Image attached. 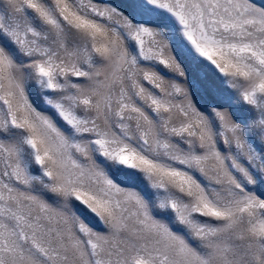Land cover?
Listing matches in <instances>:
<instances>
[{
  "label": "snow or ice",
  "instance_id": "1",
  "mask_svg": "<svg viewBox=\"0 0 264 264\" xmlns=\"http://www.w3.org/2000/svg\"><path fill=\"white\" fill-rule=\"evenodd\" d=\"M0 264H264V0H0Z\"/></svg>",
  "mask_w": 264,
  "mask_h": 264
}]
</instances>
